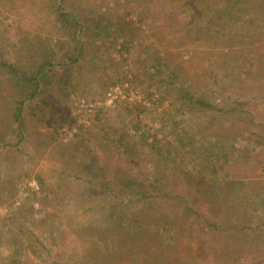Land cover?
<instances>
[{
    "label": "rangeland",
    "instance_id": "1",
    "mask_svg": "<svg viewBox=\"0 0 264 264\" xmlns=\"http://www.w3.org/2000/svg\"><path fill=\"white\" fill-rule=\"evenodd\" d=\"M51 1L0 0V264H264V196L224 188L204 198L222 175L216 145L256 150L264 132L217 110L227 106L214 65L221 50L193 39L175 46L159 26L164 0H90V20H110L79 23L84 58L45 66L21 125L13 119L18 90L33 88L18 76L42 61L36 48L46 40L58 50ZM162 55L173 76L153 69ZM254 182L262 186L264 173ZM186 197L204 212L189 216Z\"/></svg>",
    "mask_w": 264,
    "mask_h": 264
},
{
    "label": "trees",
    "instance_id": "2",
    "mask_svg": "<svg viewBox=\"0 0 264 264\" xmlns=\"http://www.w3.org/2000/svg\"><path fill=\"white\" fill-rule=\"evenodd\" d=\"M58 1H51L48 17V20L52 22V33L59 36L58 50L43 40L41 51H37V48L35 51L36 55H43L42 61L36 59L23 76H18L24 82L33 83L32 90L27 94L18 90L20 97L15 100V109L12 115L19 125H21L23 117L21 106L29 98L32 99L36 96L37 74L42 72L45 66L49 68L54 64L61 66L62 62L73 66L84 58L85 42L80 46L79 23L87 29L93 23L105 27L104 23L110 20L109 17L102 16L103 13H98L97 19L94 18L96 15H92L90 20L91 15L89 16V14H91L92 8L87 6L90 0H72L70 8L68 7L69 1L60 0V4L57 3ZM217 1L164 0L166 8L160 13L165 16V22L159 23V26L162 29L166 26L168 32L170 30L168 38L175 41V46H184L190 39H193V42L201 40L207 43L210 50L214 44L215 46L217 44V50H221L223 57L219 55V58L214 60L217 69L215 74L225 83L224 102L227 105L224 108H217V110L225 115L235 112L251 124L259 126L264 132V108H262L264 106V0H223L219 6L216 4ZM82 9L87 12H81ZM60 37L65 40H60L62 39ZM170 64V55H162L154 58L152 67L161 75L169 73L173 76L174 67L169 66ZM12 70L17 71L15 67ZM210 72L212 71L210 70ZM198 102L207 108H214L206 101L198 100ZM231 131L243 134L238 130ZM255 135L262 146L256 150L244 148L243 140L237 142L240 146L236 147V151H231L233 147L230 148V145H228V149L216 145L215 149L219 152L222 160L217 168L222 175L214 179L218 183L217 189L208 191L207 193L210 195H205L204 198L208 201L218 199L224 188L232 194L248 195L250 200L253 198L256 201L257 197L254 198V193L260 198L264 196V182L262 186H258L254 182V178L258 174L264 173V134L257 133ZM88 168L91 169L89 166ZM114 174L119 175L117 178L120 180L122 171L115 170ZM35 177L40 184L39 176L35 175ZM194 182L200 184L202 181L195 179ZM123 184L134 186L135 190L140 191L145 187L142 181L131 177L123 179ZM211 187L213 186L210 183H206L203 189L206 192ZM153 189H155L154 185ZM184 189L187 192H194L195 195L204 193V191L191 189L189 186ZM144 194L147 193L142 195ZM148 196L151 194L148 193ZM183 197L185 198V196ZM197 204V198L192 197L190 200L186 197L184 204L180 207L184 211L191 212L189 216L194 217L205 210L204 205ZM210 215L207 214L205 217ZM188 223L193 225L191 221ZM188 238L195 240L194 235H189Z\"/></svg>",
    "mask_w": 264,
    "mask_h": 264
},
{
    "label": "built area",
    "instance_id": "3",
    "mask_svg": "<svg viewBox=\"0 0 264 264\" xmlns=\"http://www.w3.org/2000/svg\"><path fill=\"white\" fill-rule=\"evenodd\" d=\"M107 94H108V96H109V95H111L112 93H111V91H108Z\"/></svg>",
    "mask_w": 264,
    "mask_h": 264
}]
</instances>
